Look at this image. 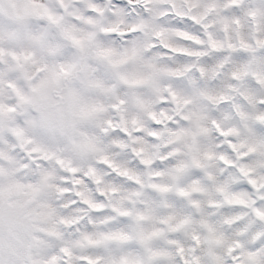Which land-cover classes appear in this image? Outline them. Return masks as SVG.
Masks as SVG:
<instances>
[{
  "label": "clouds",
  "instance_id": "1",
  "mask_svg": "<svg viewBox=\"0 0 264 264\" xmlns=\"http://www.w3.org/2000/svg\"><path fill=\"white\" fill-rule=\"evenodd\" d=\"M53 257L264 264V0H0V261Z\"/></svg>",
  "mask_w": 264,
  "mask_h": 264
},
{
  "label": "snow or ice",
  "instance_id": "2",
  "mask_svg": "<svg viewBox=\"0 0 264 264\" xmlns=\"http://www.w3.org/2000/svg\"><path fill=\"white\" fill-rule=\"evenodd\" d=\"M75 43L76 44H79L80 41L79 40H76ZM105 55H110V53H105ZM63 251L65 253L68 252L67 249H63ZM0 264H3V261H0ZM47 264H57V258L56 257H53L51 260L47 261ZM86 264H99V261L89 259V260L86 261Z\"/></svg>",
  "mask_w": 264,
  "mask_h": 264
}]
</instances>
